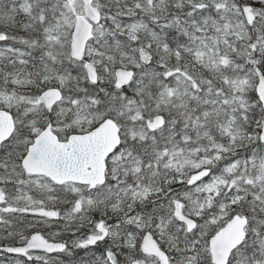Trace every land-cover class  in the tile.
I'll use <instances>...</instances> for the list:
<instances>
[{"label": "snow or ice", "instance_id": "1", "mask_svg": "<svg viewBox=\"0 0 264 264\" xmlns=\"http://www.w3.org/2000/svg\"><path fill=\"white\" fill-rule=\"evenodd\" d=\"M0 264H264V0H0Z\"/></svg>", "mask_w": 264, "mask_h": 264}]
</instances>
